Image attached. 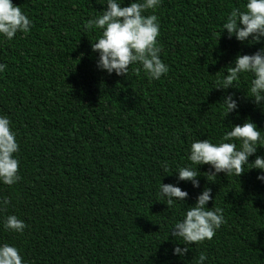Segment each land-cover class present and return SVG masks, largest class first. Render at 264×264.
I'll use <instances>...</instances> for the list:
<instances>
[{
	"label": "trees",
	"instance_id": "obj_1",
	"mask_svg": "<svg viewBox=\"0 0 264 264\" xmlns=\"http://www.w3.org/2000/svg\"><path fill=\"white\" fill-rule=\"evenodd\" d=\"M13 3L33 26L11 41L0 37V63L7 65L0 115L17 134L21 177L0 184V199L9 198L0 208V243L15 245L27 264H196L201 253L205 264H264L260 170L210 176L202 165L200 189L179 184L189 193L186 203L158 201V185L173 183L176 168L190 163L194 140L218 142L229 121L251 119L264 129V111L244 98L250 76L227 90L241 97L239 118L224 120L218 102L227 93L214 88L238 53L261 46L229 39L222 29L246 0H161L148 10L159 19L160 58L169 67L154 81L135 71L139 64L126 78L97 69L90 40L99 32L83 25L102 9L100 0ZM256 155L264 156V147L249 162ZM204 187L215 197L208 207L222 208L225 223L180 259L170 228ZM10 214L25 222L22 233L3 228Z\"/></svg>",
	"mask_w": 264,
	"mask_h": 264
},
{
	"label": "clouds",
	"instance_id": "obj_2",
	"mask_svg": "<svg viewBox=\"0 0 264 264\" xmlns=\"http://www.w3.org/2000/svg\"><path fill=\"white\" fill-rule=\"evenodd\" d=\"M160 2L128 0L125 4V0H100L102 9L83 25L85 32L92 29L99 32L97 39L90 40V49L98 57V70L126 78L130 67L139 64L140 68L135 71L142 70L151 81L159 80L168 73V65L160 58L159 19L155 14H145L148 10L157 9ZM32 26V20L13 0H0V37L11 41L17 33L27 35ZM222 29L226 30L229 39L234 37L241 44L261 45L251 54L238 53L223 68V76L215 82L214 88L227 93L218 102L224 120L230 114L239 118L241 97L227 90L240 89L236 85L245 75L251 79L244 98L264 111V0H246L243 10L233 9L227 15ZM6 67L5 63H0V73ZM225 126L227 130L218 142L207 138L191 143L187 154L190 163L176 168L173 183L161 182L158 185V201L167 207H172L176 202L186 203L189 193L182 190L179 184L181 181L190 182L194 189H200L198 169L202 165L209 166L210 176L223 173L239 177L246 171L258 169L256 179L264 183V156L256 155L249 162V157L257 152L258 147H264V135L261 134L264 129L251 119L244 120L242 124L229 121ZM18 153L19 143L12 122L7 115H0V184L12 186L21 179ZM162 169L167 172L166 162L162 164ZM209 201L214 205L215 197L210 187H204L197 193L195 202L183 212L182 218L172 224L169 238L175 245L173 256L183 259L190 251V245L211 240L225 223L223 209L208 207ZM8 204V197L0 199V208ZM2 225L5 230L15 233H22L26 228L23 220L11 214L2 220ZM206 259L201 253L196 264H205ZM0 264H27V261L15 245L0 243Z\"/></svg>",
	"mask_w": 264,
	"mask_h": 264
}]
</instances>
